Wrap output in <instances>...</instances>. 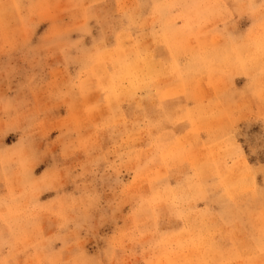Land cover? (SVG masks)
<instances>
[{
  "label": "rangeland",
  "instance_id": "obj_1",
  "mask_svg": "<svg viewBox=\"0 0 264 264\" xmlns=\"http://www.w3.org/2000/svg\"><path fill=\"white\" fill-rule=\"evenodd\" d=\"M0 264H264V0H0Z\"/></svg>",
  "mask_w": 264,
  "mask_h": 264
},
{
  "label": "crops",
  "instance_id": "obj_2",
  "mask_svg": "<svg viewBox=\"0 0 264 264\" xmlns=\"http://www.w3.org/2000/svg\"><path fill=\"white\" fill-rule=\"evenodd\" d=\"M153 48L155 50L154 52L158 54V51L156 50V48L154 46H153ZM157 59H158L157 60L158 64H164L163 58L160 59L159 57H157ZM157 84L158 83H156V85ZM152 90H153V88H152ZM116 113H118V114L121 113V116L125 119L126 116L124 115V113L121 110L119 112H116ZM217 113H218V116H221L222 112H217ZM156 118H157L156 115H150V117L146 118V120H147L146 122H147L148 126L153 128V126L156 125L155 124ZM134 123H135V120H134ZM136 125H138V127L134 128V129L140 130V128H139L140 124H136ZM230 144L232 145L233 148H236L238 150V151H236V153L238 152V156L236 157V159L231 160V164L228 165L226 163L224 165V167H226V168H227V166L232 167L235 163L239 162L241 164L240 169L246 170V175L249 177L251 185L254 186V188H255L253 190V192L257 191L256 190L257 185H256V180H255L254 174L249 171L248 164H247V162L243 156V153L239 150V147L236 146L234 141H231ZM201 145L203 146L204 149H210V148L216 146L215 143L214 144L208 143L207 145H203L202 142H201ZM188 160L190 162V165L196 171V163L193 160H190V159H188ZM202 172H203L202 176L201 175H195L194 178L189 180L191 187H193L192 189H189L186 193L187 194L186 198H187V203H188L187 207L190 208V211L196 208V202H195L196 200H198V199H210L212 196H214L216 194V193H214V190H216V189L217 190L215 192H218L220 190L222 195H225L230 199H232L233 197H239V195L237 193L232 194L230 192V190H228L226 188V186L224 185V179H223L222 174H221V167H217L212 162L204 161ZM209 187H211L212 189H207ZM242 195L243 194H241L240 196H242ZM179 196H182V193ZM172 203H174V202H172ZM171 205L177 206V204H171ZM236 226H238V225H236Z\"/></svg>",
  "mask_w": 264,
  "mask_h": 264
}]
</instances>
